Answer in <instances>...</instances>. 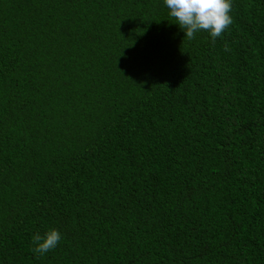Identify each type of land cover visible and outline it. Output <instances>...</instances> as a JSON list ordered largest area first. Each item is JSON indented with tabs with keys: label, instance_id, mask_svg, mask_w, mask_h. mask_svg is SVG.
I'll return each mask as SVG.
<instances>
[{
	"label": "trees",
	"instance_id": "1",
	"mask_svg": "<svg viewBox=\"0 0 264 264\" xmlns=\"http://www.w3.org/2000/svg\"><path fill=\"white\" fill-rule=\"evenodd\" d=\"M231 15L0 0V264H264V0Z\"/></svg>",
	"mask_w": 264,
	"mask_h": 264
},
{
	"label": "clouds",
	"instance_id": "2",
	"mask_svg": "<svg viewBox=\"0 0 264 264\" xmlns=\"http://www.w3.org/2000/svg\"><path fill=\"white\" fill-rule=\"evenodd\" d=\"M169 16L184 31L188 40L195 39L196 33L208 32L213 43L222 37L233 23L232 0H164ZM227 51V45H225ZM59 230L52 228L41 235L32 237V251L44 255L56 248L61 240Z\"/></svg>",
	"mask_w": 264,
	"mask_h": 264
}]
</instances>
